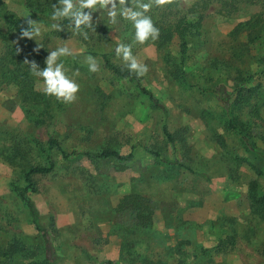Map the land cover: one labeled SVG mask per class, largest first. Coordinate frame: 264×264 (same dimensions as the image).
<instances>
[{
  "label": "rangeland",
  "instance_id": "obj_1",
  "mask_svg": "<svg viewBox=\"0 0 264 264\" xmlns=\"http://www.w3.org/2000/svg\"><path fill=\"white\" fill-rule=\"evenodd\" d=\"M43 2L52 9L57 0L37 6ZM29 14L23 0H0V58L7 46L21 43L6 17ZM147 15L159 38L143 45L133 42L130 22L118 17L112 24L104 10L93 13V24L107 27L106 38L91 30L85 39L63 24L56 31V22L32 16L42 32L32 39L33 48L38 43L44 52L41 69L57 46L72 50L61 58L79 84L69 104L53 96L49 106L24 101L22 80L4 78L0 60V255L10 251L0 264H27L43 255L41 237L11 183L22 185L23 169L46 164L34 141L46 147L52 137L67 152L108 146L122 156L131 153L118 161L84 154L64 158L54 149L52 171L34 175L37 191L30 198L39 223L49 229L53 264H264V212L254 211L248 195L256 181L264 196V0H166L153 3ZM183 21L196 24L197 32L185 35V82L165 65V57L172 64L180 59L174 28ZM119 43L131 44L137 61L147 66L142 84L159 106L134 82L104 67L102 53L125 64L115 55ZM89 55L96 72L88 70ZM237 77H251L245 86L257 87L243 107L233 106L234 95L230 99V116L242 135L227 127L229 115L216 98L201 91L221 84L233 93ZM31 78L34 89L45 92L41 79ZM164 124L173 141L163 133ZM126 194L150 199L152 226L138 228L133 212H115ZM222 237L227 240L217 250Z\"/></svg>",
  "mask_w": 264,
  "mask_h": 264
},
{
  "label": "trees",
  "instance_id": "obj_2",
  "mask_svg": "<svg viewBox=\"0 0 264 264\" xmlns=\"http://www.w3.org/2000/svg\"><path fill=\"white\" fill-rule=\"evenodd\" d=\"M40 0H23L24 4L29 9V16L27 18H19L14 16H7L5 21L9 27V30L16 32L18 35L21 36V30L22 28H27L28 25L26 23V20L28 18L32 19V16H39L46 20H51V13L53 11V8L51 9L47 2L40 3L42 7L37 6V3H39ZM87 11V10H86ZM185 21V20H184ZM178 23L176 27L174 28L175 32L180 36L181 42H180V59L178 62L171 63L170 59L168 57H165V65L167 66V71H169L170 75L178 80L184 81V74L182 70V66L185 62L187 51H188V45L187 40L185 38V35H194L197 32H194V28H196L194 25L189 22L184 23ZM56 22V21H53ZM66 27H70V24L67 20H64L61 22ZM198 25V24H197ZM91 30H100L103 37H107V27L106 26H100L93 24V29H85V31H91ZM193 30V31H191ZM173 30L170 29L167 32V38H171L173 35ZM19 49V51H17ZM101 58L104 63V67L113 75L126 78L136 84V86L139 88V91L146 95L150 102H152L155 106L158 105L157 99L155 98L154 94L147 89L142 84V77H137L135 73H130L126 64L124 65H117L112 62V60L109 58V55L107 53H102ZM44 59V52L43 51H34L33 45H32V39L23 38L21 36V43L18 45H10L7 46L5 51L1 55V62L5 64V67L2 66V76L6 78L7 76H11L15 80H22V85L24 88V93L22 95V99L24 101H33L38 102L42 101L46 106L50 105V99L51 96L46 95L45 92H39L34 89V81L31 78V72H30V65L25 62V60L29 62H36L38 66L40 67L43 63ZM2 64V65H3ZM251 77H237V84L234 88L233 93L229 92L225 86L221 84H217L214 87L209 88H202L201 91L205 93L212 94L218 103L221 105V107L224 108V110L229 115L228 121H227V127L233 129L239 134H243V128H239L237 124L234 122V117H231V103L230 99L233 97V106L236 107H243L250 103V100L255 96L257 87L256 86H245V82L247 80H250ZM159 106V105H158ZM252 116H255V120L257 121L259 119L258 114L256 111L252 110L250 113ZM260 120V119H259ZM163 133L167 137L169 141L174 140V134L171 133L166 124L163 125ZM177 134V133H176ZM35 146L37 149L45 156L46 164H37V165H31L26 169H23V184L18 185L16 183H11V189L13 192L19 197V199L24 203L26 208L28 209V212L31 217V222L36 228L37 232L39 233L43 245V255L41 259L39 260H32L29 261L27 264H53V262L56 259L55 251L53 248V245L51 243L50 239V233L48 227H44L39 223L38 218V212L33 204L32 199L30 198V194L37 191L36 182L34 180L35 174H45L49 173L53 169V161L50 157V153L57 149L59 153L64 158H69L74 155L78 154H84L90 159L94 158H114L118 161H124L131 157V153H129L127 156L120 155L116 150L112 149L111 147L105 146L100 148L97 151H77L72 150L70 152L65 151L59 141L56 138H50L46 142V147L41 144L38 141H34ZM221 146L224 145V142L220 139ZM153 152V151H151ZM157 156H159L157 153H155ZM124 167V166H123ZM258 173V171H257ZM257 184L256 181H252L249 185V199L252 205V208L254 211L261 213L264 212V196H260L256 190ZM115 212L117 214H120L121 212H133L134 213V225L138 228H146L153 225V215H154V209L153 205L149 198L144 197L140 194H126L122 196L117 203L115 207ZM224 237L219 239L218 244L215 246V248L221 249V246L224 244ZM227 240V237H226ZM225 240V241H226ZM264 253V248H263ZM10 251H5L0 255V262H3L4 260L8 259L10 256Z\"/></svg>",
  "mask_w": 264,
  "mask_h": 264
},
{
  "label": "clouds",
  "instance_id": "obj_3",
  "mask_svg": "<svg viewBox=\"0 0 264 264\" xmlns=\"http://www.w3.org/2000/svg\"><path fill=\"white\" fill-rule=\"evenodd\" d=\"M165 2L166 0H149L148 3H142L137 0L135 7H133L132 0H130V6H126L129 0H57L56 4L52 6L53 11L51 13V20L56 21V23H53L51 27L56 31H61V22L67 20L73 34L82 35L87 39L85 29H93V13L104 10L107 13L109 22L112 24L117 23L118 17L130 22L134 29L133 42L143 45L146 41H156L159 38V29L154 26L151 16L147 13L153 7V3L160 5ZM26 23L28 27L22 28L21 36L37 41V38L42 35L40 22L28 18ZM37 45L38 47L34 51L38 52L39 48L42 47L38 43ZM71 55L72 50L66 45H61L49 51V55L45 60L46 67L43 69L36 62L25 60L30 65L31 74L40 78L44 84L45 94L53 96L65 104L74 102L79 92V84L67 75L61 61L62 57ZM115 55L125 62L129 72L135 73L138 78L147 73V66L138 62L133 55L131 44H117ZM85 62L90 72L98 71V65L94 57L87 56ZM76 75H78V72L73 73V76Z\"/></svg>",
  "mask_w": 264,
  "mask_h": 264
}]
</instances>
